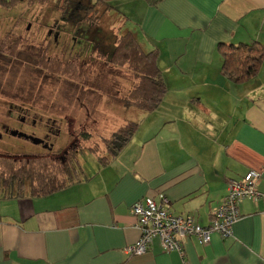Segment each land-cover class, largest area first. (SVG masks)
<instances>
[{
    "label": "crops",
    "instance_id": "crops-1",
    "mask_svg": "<svg viewBox=\"0 0 264 264\" xmlns=\"http://www.w3.org/2000/svg\"><path fill=\"white\" fill-rule=\"evenodd\" d=\"M110 2L141 46L157 50L166 94L113 161L84 166L86 179L0 200V264H264V59L255 76L234 83L217 51L220 42L264 46V0ZM250 170L260 195L239 203L231 237L213 233L201 244L189 236L183 256L158 238L144 253L126 251L140 235L137 200L162 193L173 214L206 226L227 181Z\"/></svg>",
    "mask_w": 264,
    "mask_h": 264
},
{
    "label": "rangeland",
    "instance_id": "rangeland-1",
    "mask_svg": "<svg viewBox=\"0 0 264 264\" xmlns=\"http://www.w3.org/2000/svg\"><path fill=\"white\" fill-rule=\"evenodd\" d=\"M82 1L85 2L84 6L88 7L95 0ZM72 4V0L33 2L19 0L10 8L0 7V40H9L14 36L19 40L18 50L23 47L30 48V51L36 50V54L18 52L17 55L39 56L42 54L41 47L45 44L43 41L47 37L48 25L56 24L59 28L67 20L75 21V24L88 26L91 29V35L96 36L100 39L98 42L106 46L107 43L108 46L113 44L112 36L115 32L121 33L123 29H126L117 15H114L112 11H105L100 5L94 11L88 12V15H86L85 8L82 9L78 15L83 19L70 17ZM74 15H76L75 12ZM106 40L107 43H105ZM5 53L10 54V52ZM97 55L99 54L96 52L94 56L98 63L96 62L97 64H94L92 68L87 69L88 66L77 63L78 75H71L72 72H67L65 68L61 76L45 75L36 68L35 62H31L30 59L25 61L26 57L14 60L15 67L10 68L9 63L8 68L1 67V63L5 64L7 58L0 56V120L5 121L9 116L8 103L22 101L30 103L32 102L31 97L38 95L41 100H37L36 105L45 107L30 112L36 117L57 120L61 128L62 147L57 148L55 153L61 154L68 144L79 138L76 141L78 149L75 155L83 168L85 165L88 166V172L92 170L90 167L94 169L104 167L94 162L97 157L106 153L103 140L110 138L112 133L125 122L138 121L143 113L135 108L119 106L110 100L112 96L127 95L133 79L124 70L125 67L107 66L103 63L104 59ZM88 74L95 78L92 79ZM45 102L51 105L47 106ZM12 113L15 114L13 111ZM29 149L23 148L24 153L17 152V147L7 148L0 144V154L3 155L41 157L31 155L28 153ZM42 154H44L42 157L56 159L55 161L60 158H55L58 155L54 156V154L45 152ZM59 177L64 176L61 174Z\"/></svg>",
    "mask_w": 264,
    "mask_h": 264
},
{
    "label": "trees",
    "instance_id": "trees-1",
    "mask_svg": "<svg viewBox=\"0 0 264 264\" xmlns=\"http://www.w3.org/2000/svg\"><path fill=\"white\" fill-rule=\"evenodd\" d=\"M17 1L19 0H0V7L10 8ZM144 1L154 6L159 0ZM72 3L69 16L73 18L80 17L78 13L84 8L86 15L98 5L103 6L105 11H112L113 8L110 0H95L88 7L84 6L85 2L82 0H72ZM113 14L120 15L118 12ZM112 37L110 60H107V56L102 58L113 67H125L124 70L130 74L133 82L127 95L112 96L109 99L119 106L135 108L145 113L156 109L167 91L162 71L157 64V50H145L135 33L129 29H123L121 33L115 32ZM217 51L222 58L221 74L234 83H241L255 76L264 59V46L257 41L238 44L220 42ZM66 69L67 72H72L71 75H76L78 71L72 63ZM137 127L138 121H127L110 138L104 139L106 153L97 157L96 162L105 166L113 161L130 141ZM77 149L78 147L69 150L64 158L57 161L42 156L29 158L0 154V200L46 196L86 179L84 168L77 160ZM61 174L64 177L60 178Z\"/></svg>",
    "mask_w": 264,
    "mask_h": 264
},
{
    "label": "flooded vegetation",
    "instance_id": "flooded-vegetation-1",
    "mask_svg": "<svg viewBox=\"0 0 264 264\" xmlns=\"http://www.w3.org/2000/svg\"><path fill=\"white\" fill-rule=\"evenodd\" d=\"M46 31L47 37L43 41L45 44L41 47L42 54L39 56L17 55L18 52L25 54H31L32 52L36 54V50L33 49L34 52L30 51L31 49L28 47H23L18 50L19 40L13 35H11L13 38L9 40L1 39L0 56L7 58L5 64L1 63V67L8 68L7 66L9 64L10 68L12 66L15 67L14 60H19L20 57H26L27 59L25 61L30 59L31 62H35L36 68L40 72L45 73V75L53 74L61 76L67 65L71 63L76 67H78L77 63H79L80 65L88 66L87 69L92 68L94 64L98 63L94 56L96 52L99 54L97 56L103 58L107 56V60H110L108 53L111 51L112 45L108 46L107 40L105 41L107 46L98 42L100 39L91 35V29L88 26L83 27L82 25L67 20L59 28L56 27V24L48 25ZM5 52H10V54H6ZM103 63L109 66L108 61ZM76 75H78V71ZM90 77L92 76L90 75ZM94 78L95 76L92 77V79ZM30 100L32 101L30 103L22 101L7 104L10 113L5 121L0 120V144L7 148L17 147V152L22 151L23 153V148L29 149L33 147L29 149L28 153L34 156H42L44 155L42 153L45 152L54 154V156L58 155L55 158H64L69 150L77 148L76 141L78 138L76 141L68 144L61 154L55 153L57 148L62 147L60 125L55 119H44L43 117H36L35 114H32L30 112L31 110L43 109L45 106L36 105L37 100H41L38 95L32 96ZM45 104L47 106L51 105L46 102ZM35 138L39 139V141L37 142Z\"/></svg>",
    "mask_w": 264,
    "mask_h": 264
},
{
    "label": "built area",
    "instance_id": "built-area-1",
    "mask_svg": "<svg viewBox=\"0 0 264 264\" xmlns=\"http://www.w3.org/2000/svg\"><path fill=\"white\" fill-rule=\"evenodd\" d=\"M259 173L250 170L240 179L227 181V192L222 204L213 212L210 223L202 226L191 215H175L164 194L156 200L152 196L137 200L132 205L135 227L139 238L126 251L131 254L146 252L153 238H158L164 251H177L183 256V241L193 236L201 244H208L213 233L223 238L231 237L233 225L239 218L238 205L244 199L257 201Z\"/></svg>",
    "mask_w": 264,
    "mask_h": 264
},
{
    "label": "water",
    "instance_id": "water-1",
    "mask_svg": "<svg viewBox=\"0 0 264 264\" xmlns=\"http://www.w3.org/2000/svg\"><path fill=\"white\" fill-rule=\"evenodd\" d=\"M37 140V142L39 141V139L35 138Z\"/></svg>",
    "mask_w": 264,
    "mask_h": 264
}]
</instances>
